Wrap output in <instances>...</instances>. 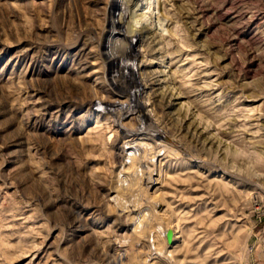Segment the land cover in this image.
<instances>
[{
	"label": "rangeland",
	"instance_id": "rangeland-1",
	"mask_svg": "<svg viewBox=\"0 0 264 264\" xmlns=\"http://www.w3.org/2000/svg\"><path fill=\"white\" fill-rule=\"evenodd\" d=\"M124 3L0 0V264H264V0Z\"/></svg>",
	"mask_w": 264,
	"mask_h": 264
},
{
	"label": "bare ground",
	"instance_id": "bare-ground-1",
	"mask_svg": "<svg viewBox=\"0 0 264 264\" xmlns=\"http://www.w3.org/2000/svg\"><path fill=\"white\" fill-rule=\"evenodd\" d=\"M123 1H125V3H124V6L122 7V9H121V12H120V19H123V18H127V21H129L130 22V24L131 23H133V21H135V20H137V19H141V18H143V17H145V15H146V12L145 11H137V10H134V9H130V10H128L127 9V7L128 6H126V5H128V3H129V1L130 0H123ZM116 2H117V0H112V6H114V5H116ZM150 6V5H149ZM111 23H112V25H113V28L111 29V30H109V33L111 34V36H115V37H120V38H122V39H124V40H127V42H128V44H131L134 40H136V39H139V40H142L145 36H146V33L147 32H144V31H137V32H134V33H132L131 35H128L127 33H124L122 30H121V28L120 27H115V20L114 19H112L111 18ZM113 34V35H112ZM133 56V55H132ZM108 60H110V61H112V62H115L116 61V58H114L113 56H108ZM133 62V61H132ZM136 63H131L130 65L128 64V68H129V72H130V76L132 77L131 79H129L130 80V87H129V89H126V88H117L116 90H117V92H118V94L119 95H122V96H124V97H126V98H128V100L129 99H131V106H125V107H123V105H122V109H121V111L118 113V114H116V121H117V123L119 124L120 123V120L127 114V113H129V112H134V111H138V112H140L141 114H142V117H141V124H144L147 120L149 121V122H151L152 123V121L151 120H149L150 118H148V116H147V114L146 113H143L144 112V107L141 105V103H139V101H137L136 100V97H137V94L140 92V86H141V84H140V82L135 78V68L137 67L136 65H135ZM125 66H126V64H125ZM130 66V67H129ZM127 67V66H126ZM128 72V73H129ZM122 86V85H121ZM117 95V94H116ZM143 103V102H142ZM98 104H99V106H103V104H101L100 102H98ZM117 104V103H116ZM112 106H113V103L111 104ZM165 105H168V104H165ZM165 105H163V106H165ZM108 106V105H107ZM121 106V105H120ZM112 112V111H111ZM116 112V111H115ZM140 124V127H138L139 128V130H140V132H132V135H137V136H141V137H144L145 136V134H144V131L142 130V125ZM153 125L155 124V123H152ZM144 127V126H143ZM156 130H158L159 131V128L158 129H156ZM157 133V132H156ZM129 134V133H128ZM127 147H129V148H132V150L133 151H135L136 149H137V147H135L134 145H131V143L129 144V145H127ZM147 152V151H146ZM156 153V152H155ZM155 153L153 152V155L151 154V160L153 161L154 159H155ZM148 156V155H147ZM141 157H137V159L136 160H139ZM134 161V160H133ZM148 163V162H147ZM152 163H154V162H152ZM150 166H148V168H149ZM148 173H150V172H148ZM141 174V173H140ZM147 174V173H146ZM145 175V174H144ZM149 176H151L150 174H148ZM147 175V177H145L144 178V181L146 180V178H148L149 176ZM140 177L143 179V174H141L140 175ZM140 178V179H141ZM124 202V201H123ZM134 202V201H133ZM132 205H133V203H132ZM128 206H130V203H129V205L127 204L126 205V203H125V207L124 208H127ZM133 211L132 212H134L136 215H138L142 210H141V208H140V206L139 205H137V204H135L134 203V205H133V207L131 208ZM142 240V239H141ZM140 240L139 239H137V243L139 242ZM133 242H135V241H133ZM144 242V241H143ZM148 242V241H147ZM150 242V241H149ZM142 243V242H141ZM137 245V244H136ZM139 245H140V243H139ZM148 245V244H147ZM143 247V246H142ZM140 248V247H139ZM148 248V247H147ZM146 249V248H145ZM149 253V252H148Z\"/></svg>",
	"mask_w": 264,
	"mask_h": 264
},
{
	"label": "water",
	"instance_id": "water-1",
	"mask_svg": "<svg viewBox=\"0 0 264 264\" xmlns=\"http://www.w3.org/2000/svg\"><path fill=\"white\" fill-rule=\"evenodd\" d=\"M172 237H173V231L171 229L167 230L166 238H167L168 242H172Z\"/></svg>",
	"mask_w": 264,
	"mask_h": 264
}]
</instances>
